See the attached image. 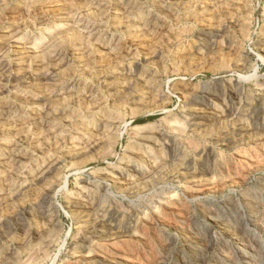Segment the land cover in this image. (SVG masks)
I'll return each instance as SVG.
<instances>
[{"label":"rangeland","instance_id":"obj_1","mask_svg":"<svg viewBox=\"0 0 264 264\" xmlns=\"http://www.w3.org/2000/svg\"><path fill=\"white\" fill-rule=\"evenodd\" d=\"M147 150L151 178L112 183ZM85 196L115 230L65 204ZM0 244L2 264H264V0H0Z\"/></svg>","mask_w":264,"mask_h":264},{"label":"bare ground","instance_id":"obj_2","mask_svg":"<svg viewBox=\"0 0 264 264\" xmlns=\"http://www.w3.org/2000/svg\"><path fill=\"white\" fill-rule=\"evenodd\" d=\"M38 46H39V43H36L35 45H33V47H38ZM234 89H233V87H230V92L234 93V91H235ZM206 105H211V103L208 102ZM208 107L205 106L203 108H192V110L188 111L187 114L190 115L191 120L195 121L196 125H198L199 121L197 120V117L198 118L199 117H205V116H215L216 117V113L213 112L212 110H210ZM240 128L245 129L244 127H240ZM136 130L139 131L140 133L143 132L142 133V134H144L143 136L150 137V139L152 140L150 143L146 144L147 148H151L153 145H157V142H155L156 136L152 132V130L147 129L146 126H138V127H136ZM155 133H156V131H155ZM145 153L147 155L146 160L144 159V161L146 162L145 164H147L145 166L146 168H143L141 166L143 158H141L139 156L138 152L130 151L128 154H126L127 157L124 161V164H119V165L113 167V172L115 173V178L114 179L110 178L111 181L113 180L112 183L124 185V186L128 187L129 189H134L136 187V185H138L139 183L144 182L147 179L151 178L156 173L157 169L160 167V159L157 158L156 155H154L149 150H147ZM242 158H243V156H242ZM50 169H52V166H49V167H46L43 169V171H42V182L49 177V174H50L49 170ZM204 171L207 174H215L217 172L216 169H214V168L205 169ZM204 171H200L201 173H198V171H193V172L190 171V172L186 173V178L188 179V182L190 183V186H189L190 190H194V189L199 188L198 187L199 185H201V186L206 185V184H201L202 180H200V179L198 180V178H197V176L199 174L200 175L205 174ZM53 190H54V187L49 188V190L45 196L43 209L40 210V212L41 213L43 212L44 216L49 221H53L56 218V214H55L54 210L52 209V206L50 203L51 199H52ZM65 204L68 207H72L73 211L76 212L75 215L78 214L80 216V218H83L84 221L85 220L91 221V217L93 216V220L91 223V230H92V232H94L98 235H104V234L111 233V231L115 230L114 228H116V227L110 226V224H109L111 215H108L105 212H103L101 215H99V213H97L99 202L96 203L93 199H90L89 197L85 196V198H81V199L67 197L65 200ZM20 225L22 226V224H20ZM34 232H35V235H37V237L40 236V234H41L38 232V230H35ZM198 234H200V233H198ZM23 238L26 239L27 236L25 235ZM185 238L188 241L190 240V237L187 235L185 236ZM192 238H194V237H192ZM1 252L2 251L0 249V264H2L1 261L3 258L2 257L3 253H1ZM27 258H29V256ZM28 260L29 259L22 260V258L18 256V257H15L13 260H10V262H8V264H25L26 262H28Z\"/></svg>","mask_w":264,"mask_h":264}]
</instances>
